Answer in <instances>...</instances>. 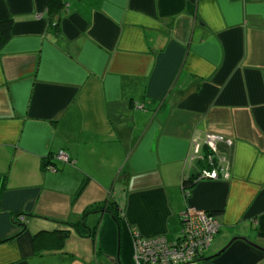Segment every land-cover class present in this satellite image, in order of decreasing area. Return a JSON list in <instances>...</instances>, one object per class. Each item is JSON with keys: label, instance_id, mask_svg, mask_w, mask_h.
<instances>
[{"label": "crops", "instance_id": "obj_1", "mask_svg": "<svg viewBox=\"0 0 264 264\" xmlns=\"http://www.w3.org/2000/svg\"><path fill=\"white\" fill-rule=\"evenodd\" d=\"M48 3L0 0V264H137L133 229L174 239L185 211L221 225L192 264H264V0H65L57 29ZM208 133L230 176L185 193ZM108 200L95 240L67 224Z\"/></svg>", "mask_w": 264, "mask_h": 264}, {"label": "built area", "instance_id": "obj_2", "mask_svg": "<svg viewBox=\"0 0 264 264\" xmlns=\"http://www.w3.org/2000/svg\"><path fill=\"white\" fill-rule=\"evenodd\" d=\"M229 145L232 140L215 133H208L204 138L192 139V163L200 178L218 180L229 178V162L218 152V143ZM58 158L70 161V156L61 151ZM48 169L57 170L54 165ZM198 177V178H199ZM23 219V216H22ZM220 221L208 211H185L181 214V231L179 236L168 239L164 235L143 237L133 229L137 264H192L201 260L205 250L220 230Z\"/></svg>", "mask_w": 264, "mask_h": 264}, {"label": "trees", "instance_id": "obj_3", "mask_svg": "<svg viewBox=\"0 0 264 264\" xmlns=\"http://www.w3.org/2000/svg\"><path fill=\"white\" fill-rule=\"evenodd\" d=\"M65 5V0H49L48 3V16L50 20V26L54 29L59 27V13L62 7ZM12 26L13 21L12 19L0 20V55L2 48L4 45L9 41L12 35ZM50 162H44L45 167H48ZM199 172L193 174L190 178L184 179L182 183V188L184 189L185 193H188L193 188L194 184L198 180ZM106 210L111 213V215L116 219L117 223H121L122 219V209L120 206L115 202L108 200L104 203L93 205L88 207L84 214L82 215L81 219L74 223H67L71 225L77 233L83 236H90L94 240L96 238L97 229H92L88 226L87 217L91 213L96 211ZM18 216V215H17ZM20 217V215L18 216ZM70 236V230L63 229L58 230L56 232L45 233L41 232L35 235L34 237V245L35 250L40 252L47 248H63L66 240Z\"/></svg>", "mask_w": 264, "mask_h": 264}, {"label": "water", "instance_id": "obj_4", "mask_svg": "<svg viewBox=\"0 0 264 264\" xmlns=\"http://www.w3.org/2000/svg\"><path fill=\"white\" fill-rule=\"evenodd\" d=\"M235 238H237V237H234L233 239H235ZM240 238H244V237H240ZM233 239H232V240H233ZM245 239H246V238H245ZM232 240L230 241V243L232 242ZM246 240H247V239H246ZM247 241L250 242L249 240H247ZM230 243H229V244H230ZM250 243H252V242H250ZM229 244H228V245H229ZM252 244L264 250V248L260 247L259 245L255 244V243H252ZM228 245H227V246H228ZM223 249H224V248H223ZM223 249H222V250H223ZM222 250H221V251H222ZM217 254H218V253H217ZM215 255H216V254H215ZM213 256H214V255H213ZM210 257H212V256H210ZM207 258H209V257H207ZM200 259H205V258H200Z\"/></svg>", "mask_w": 264, "mask_h": 264}, {"label": "rangeland", "instance_id": "obj_5", "mask_svg": "<svg viewBox=\"0 0 264 264\" xmlns=\"http://www.w3.org/2000/svg\"><path fill=\"white\" fill-rule=\"evenodd\" d=\"M210 213H212V212H210ZM213 214V213H212ZM214 215V214H213ZM135 251H136V248H135Z\"/></svg>", "mask_w": 264, "mask_h": 264}]
</instances>
